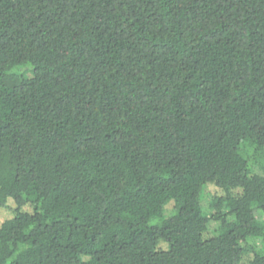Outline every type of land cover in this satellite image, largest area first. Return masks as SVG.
Listing matches in <instances>:
<instances>
[{
	"label": "trees",
	"instance_id": "1",
	"mask_svg": "<svg viewBox=\"0 0 264 264\" xmlns=\"http://www.w3.org/2000/svg\"><path fill=\"white\" fill-rule=\"evenodd\" d=\"M0 264H264V0H0Z\"/></svg>",
	"mask_w": 264,
	"mask_h": 264
},
{
	"label": "rangeland",
	"instance_id": "2",
	"mask_svg": "<svg viewBox=\"0 0 264 264\" xmlns=\"http://www.w3.org/2000/svg\"><path fill=\"white\" fill-rule=\"evenodd\" d=\"M209 199H210V195H209V191L208 190H205L204 194H203V197H202V204L204 206H207L208 202H209ZM167 213H171V210H168Z\"/></svg>",
	"mask_w": 264,
	"mask_h": 264
}]
</instances>
